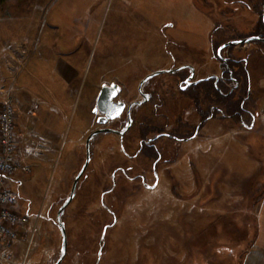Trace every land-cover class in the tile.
Returning <instances> with one entry per match:
<instances>
[{
  "label": "rangeland",
  "instance_id": "rangeland-1",
  "mask_svg": "<svg viewBox=\"0 0 264 264\" xmlns=\"http://www.w3.org/2000/svg\"><path fill=\"white\" fill-rule=\"evenodd\" d=\"M259 4L0 0V31L12 35L0 47V92L10 88L16 154L28 166L8 181L18 221L13 240L3 245L1 264L56 261L62 240L57 211L85 162L86 137L104 126L91 111L99 87L117 82V100L139 99L141 78L159 69L177 70L148 80L144 89L157 98L132 110L134 126L122 137L101 132L90 139L89 162L59 216L67 240L60 264L239 263V254L253 241L255 204L264 194V176L258 175L264 172V41L251 39L220 49L224 59L245 60L237 64L247 74L238 84L248 79L239 115H228L225 102L215 96L192 100L178 85L189 67L193 79L218 75L223 61L218 47L229 38L253 35ZM84 26L92 34H85ZM61 28L72 30V44L94 40L96 47L94 56L76 54L70 60L76 65L85 57L75 90L57 74L61 57L50 50L44 53L59 39ZM16 39L27 45L13 61L19 66L14 73L5 57L6 44ZM113 39L120 40L116 59L106 58ZM37 47L42 53L32 71L30 59ZM183 64L185 68L178 69ZM110 70L115 76L108 77ZM202 110L208 119L194 138L161 137L153 141L160 154L145 155L150 152L145 148L139 152L140 141L156 133L154 125L188 137ZM140 120L148 126L147 133H141ZM124 121L125 112L107 126L120 129Z\"/></svg>",
  "mask_w": 264,
  "mask_h": 264
},
{
  "label": "flooded vegetation",
  "instance_id": "flooded-vegetation-1",
  "mask_svg": "<svg viewBox=\"0 0 264 264\" xmlns=\"http://www.w3.org/2000/svg\"><path fill=\"white\" fill-rule=\"evenodd\" d=\"M66 27L67 26H63V28H66ZM82 28H85V34H89V33L92 34V32H87V27L86 26H84ZM83 33H84V31H82V34H81L82 37L85 36V34H83ZM116 33H118V32L116 31ZM71 34H72V30L71 29L70 30H67V32H65L64 29L61 28L60 29V34H59V39L58 40L54 39L53 44H51L49 48L44 46L46 48V50L44 49V53H45V51H46V53H49L47 51L50 50L51 53L54 52L56 55H58L59 57H61V59L58 61V62L62 61L61 66H60V70L59 71L56 70V72L58 71L57 74H59L63 78V80L65 79L67 81L66 83L70 84L69 85L70 89L75 90L76 89V86H75V84H73L74 83V79H76V77L78 75L77 72H79V68H80V66H82L80 63H84L85 57H83L82 60L80 59V60L77 61V63H79L80 65L79 64L74 65L73 63H71L72 61H70V60L73 57H76L77 56L76 54H81L80 57H82L83 55H85V56L88 55L89 56L90 53H91V55L94 56V52L96 50V47L93 44L94 43V40L89 41L88 44H86V42H83V41H80L78 44H72L70 42V41L73 40V39H71L73 37L70 38ZM94 34L95 33H93V35ZM90 39H91V37H90ZM73 42H75V41L73 40ZM110 43L111 44L109 45L108 52H107V54H105V57L107 56L106 58L110 57L112 59H116V56H117V50L116 49L119 48L118 44L120 43V40L117 41V42H115L114 39H113L112 41H110ZM115 45H117V46L115 47ZM91 47H92V49H91ZM121 52H124L126 54V56H128V53L127 52H125L123 50ZM36 53H37V56H36ZM41 53H42V51L41 50L39 51L38 50V47L37 48H34V51L32 53V57L30 59V64H29L32 71L33 70L36 71L35 70V68H36L35 63L37 61H39V58H40L39 55ZM50 55L49 56H43V58L45 60L46 59H49L51 57ZM88 56H86L87 59H88ZM121 60L122 61H125L126 60V57L121 58ZM58 65H59V63H58ZM185 66L186 65L183 64V65L179 66L178 69L185 68ZM189 68H190L189 74L186 75L184 77V79L182 80V82L178 85V87H179L180 90H185L186 89V86L195 84L196 82H198L200 80H206V76L203 77V78L200 77V78H197V79H193V77H194V70H193L192 67H189ZM170 70H172V69H170ZM175 70H177V69H174L172 71H167L166 73H174ZM106 73H107L108 77L109 76H115V72L114 71H111L110 70V71H108ZM192 73H193V77L189 79V77H190V75H192ZM125 75L126 74H123L122 77L125 78L126 77ZM147 75H145L143 78H141V80L139 81V84H138V92L140 94V98L139 99H131L128 102H126L124 100H117L116 99V96L118 95L119 90H120V85L117 82H113V83H109V84H103V85H101L99 87V90L96 93L95 101L93 103V106H92L91 111H92L93 114L96 115L95 116V121L98 124H100V125H104L103 127H100V128H111V129H115V130H118L120 132H123L122 135H120V134H118L116 132H110V133H115V134H117V135H119V136L122 137L131 127L134 126V124L136 123V122H134L136 120L135 119L136 117L132 118V110L142 109L144 106L147 105L148 102H150L151 100L153 101V99L157 98V97L154 96L155 94L153 93L152 90H147L146 91L144 89V86L146 85V83L148 82V80L153 77V76H151L150 78H146ZM104 86H107L109 88H113L114 89L115 95L113 96L112 100L113 101H121V102H123L124 103V108H123L121 114L118 117L113 118V119H107L106 122H104V123H99L97 121L98 120V117L103 116L104 114L97 107V98L99 96V93H100L101 89ZM142 87H143V89H142ZM157 105L158 104L155 103V106H157ZM124 112H125V121H124L125 123L123 124V126L120 129H116V128H112V127H108L107 126V123L109 121H112V120H115V119L120 118ZM31 114H35V113L32 112ZM200 115H201V118H200L199 122L197 123V125L194 126V129H193L192 134H190L188 137H183V136L182 137H179V136H177L174 133L166 132V131L156 132L153 136L149 137L148 139H142L140 141L139 152H142L141 150L143 148L146 149L148 146L152 145L153 144L152 141H155V140H157V139H159L161 137L169 138V139H176V140H190V139L194 138L196 136L197 132H198V129L200 127H202V125L205 124L204 122L206 121V113H205V111L203 112V110H202ZM139 122H140V128L141 129H143L144 127H146V124L143 121L140 120ZM155 127H159V126L155 125ZM97 129H99V128H97ZM97 129H95V130H97ZM99 133H101V132H99ZM94 135H96V134H94ZM85 149H86V141H85ZM153 149L155 150V152H157V154H160L158 152V148L155 145L153 146ZM145 155H148V154H145ZM153 171H154V169H153ZM153 173L155 174V171Z\"/></svg>",
  "mask_w": 264,
  "mask_h": 264
},
{
  "label": "built area",
  "instance_id": "built-area-1",
  "mask_svg": "<svg viewBox=\"0 0 264 264\" xmlns=\"http://www.w3.org/2000/svg\"><path fill=\"white\" fill-rule=\"evenodd\" d=\"M27 43L23 39H16L6 44L9 57H5L6 66L16 73L19 68L13 61L20 59ZM9 58V59H8ZM19 62V61H18ZM20 63V62H19ZM13 83V82H12ZM0 259L3 245L7 246L14 238V227L18 217L13 213L15 194L8 185L10 177L19 170H27L16 154V141L13 132V100L10 97V88L0 92ZM1 264V262H0Z\"/></svg>",
  "mask_w": 264,
  "mask_h": 264
},
{
  "label": "trees",
  "instance_id": "trees-1",
  "mask_svg": "<svg viewBox=\"0 0 264 264\" xmlns=\"http://www.w3.org/2000/svg\"><path fill=\"white\" fill-rule=\"evenodd\" d=\"M258 2H260L261 5L259 4L257 6L258 9L256 12L260 17V20L257 23L258 29L253 33V35L264 37V23H262L261 21V17L263 16V12H264V0H258ZM237 39L239 38H229L226 41L237 40ZM216 49L217 47H215L213 50L215 56H216ZM239 62H242L240 64L243 65L244 59L238 61L235 60L233 57L230 56L226 57L224 61L221 62L222 68H220V72L218 75L216 74V77L210 76L206 78V80H200L195 84L186 86V89L182 90V92L186 91L187 93L186 92L185 93L188 94V97L195 101H197L201 95H203L206 98L215 96L218 100L225 102L224 104L226 105L227 111H229L228 115L231 116L233 113L239 115L243 110L242 104H243V99L246 95L247 85H248V79L244 80L245 85L244 82L243 85L241 84V86L238 84L240 80L239 79L240 76L243 75L245 77L247 76L245 69L237 66V64L239 65ZM227 83L228 84L230 83V85H226ZM237 88H240V91L238 92L239 95L235 97L236 94L235 91ZM234 97L235 99L231 100ZM206 119H208L207 116ZM153 128L155 129V132H160L163 129L162 126L155 127V125ZM147 131H148V126L144 127L141 133L144 134L147 133ZM169 132L174 134L176 133L175 130H170ZM152 143H153L152 145L146 148L150 150V152L147 153L148 155L152 154V152L153 153L155 152V150L153 149V146L155 144L153 141ZM155 154H157V152H155Z\"/></svg>",
  "mask_w": 264,
  "mask_h": 264
},
{
  "label": "water",
  "instance_id": "water-1",
  "mask_svg": "<svg viewBox=\"0 0 264 264\" xmlns=\"http://www.w3.org/2000/svg\"><path fill=\"white\" fill-rule=\"evenodd\" d=\"M262 20L264 22V12H263V16H262ZM251 39H260V40H263L264 41V37H259L257 35H252V36H246L244 38H239L237 40H229L228 42H225L223 44H221L218 49H217V54H218V57L224 61V58L222 56H220V49L223 48L224 46L228 45V44H234V43H242V42H246L248 40H251ZM174 70V69H172ZM172 70H166V69H159V70H156L152 73H149L146 78H150L151 76H154V75H157V74H160V73H163V72H167V71H172ZM211 76H214L216 77L215 75H211ZM193 77V73L192 75H190L189 79ZM210 76H207L206 78H208ZM115 95V91L113 88H109L107 86H104L100 93H99V96L97 98V107L98 109L104 114L103 116H100L98 117V122L99 123H104L106 122L107 119H113V118H116L118 117L123 108H124V103L121 102V101H113L112 98L113 96ZM99 132H116L120 135L123 134V132H120L118 130H115V129H111V128H99L97 130H94L93 132H91L88 137L86 138V158H85V162L83 163L82 167L80 168L78 174L74 177L73 179V182H72V186H71V189H70V193H69V196L67 197V199L65 200V202L59 207L58 211H57V222H58V225H59V228H60V231H61V235H62V240H61V253L60 255L58 256V258L56 259V261L53 263V264H60L61 261L63 260L65 254H66V244H67V240H66V233H65V226H64V223L59 219V216L61 214V212L64 210V208L68 205V203L71 201L73 195H74V190H75V186H76V183L78 181V179L81 177V175L83 174L88 162H89V159H90V156H89V141L91 139V137L94 135V134H97Z\"/></svg>",
  "mask_w": 264,
  "mask_h": 264
},
{
  "label": "crops",
  "instance_id": "crops-1",
  "mask_svg": "<svg viewBox=\"0 0 264 264\" xmlns=\"http://www.w3.org/2000/svg\"><path fill=\"white\" fill-rule=\"evenodd\" d=\"M253 14L255 16V13ZM1 31H0V47L2 44H4V42H6V40L9 39L8 37L12 36V35H4L3 32ZM259 167L257 168V170L256 169L255 170L258 171ZM255 170L253 172H255ZM260 174L264 176V172H258V175ZM254 211H255L254 216L256 219V231L253 235V241L250 244V246L244 250L243 253L239 254L240 260L238 264H264V194L261 197V199L255 204Z\"/></svg>",
  "mask_w": 264,
  "mask_h": 264
}]
</instances>
